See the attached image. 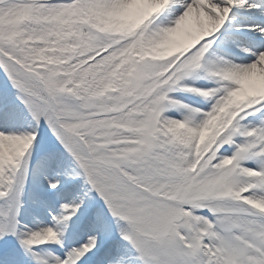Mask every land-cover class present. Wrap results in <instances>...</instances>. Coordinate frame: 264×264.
<instances>
[{"label":"snow or ice","instance_id":"1","mask_svg":"<svg viewBox=\"0 0 264 264\" xmlns=\"http://www.w3.org/2000/svg\"><path fill=\"white\" fill-rule=\"evenodd\" d=\"M0 264H264V0H0Z\"/></svg>","mask_w":264,"mask_h":264}]
</instances>
